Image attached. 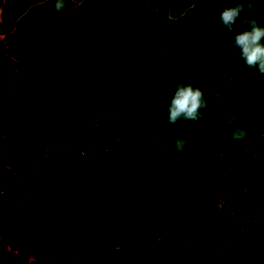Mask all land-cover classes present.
<instances>
[{
	"label": "trees",
	"instance_id": "16d2710c",
	"mask_svg": "<svg viewBox=\"0 0 264 264\" xmlns=\"http://www.w3.org/2000/svg\"><path fill=\"white\" fill-rule=\"evenodd\" d=\"M233 6L0 0V264H264V73ZM175 80L198 120L168 122Z\"/></svg>",
	"mask_w": 264,
	"mask_h": 264
},
{
	"label": "clouds",
	"instance_id": "9594fccd",
	"mask_svg": "<svg viewBox=\"0 0 264 264\" xmlns=\"http://www.w3.org/2000/svg\"><path fill=\"white\" fill-rule=\"evenodd\" d=\"M69 0H49L54 4L58 12H62ZM210 3H227L229 0H209ZM233 7L225 8L220 15L222 35L224 39L234 32L241 25L247 26V30L238 32L233 41V48L238 49V56L249 68H258L264 73V26H261L255 18H250L248 13L254 10L257 0H230ZM174 89V91H173ZM165 98H168V122L175 124L177 121L198 120L202 110L208 104L204 92L191 83L175 80L165 86ZM235 116L227 121L230 125ZM248 132L244 128L233 130L232 139L243 140ZM187 140L178 138L175 141V148L183 153ZM161 151H168L165 142L161 141Z\"/></svg>",
	"mask_w": 264,
	"mask_h": 264
},
{
	"label": "rangeland",
	"instance_id": "374dc122",
	"mask_svg": "<svg viewBox=\"0 0 264 264\" xmlns=\"http://www.w3.org/2000/svg\"><path fill=\"white\" fill-rule=\"evenodd\" d=\"M251 15H252V18H255L257 21H261L264 18V10L255 9L252 11ZM156 82L157 81L152 80L151 77H149V78H146L145 81H142L141 86H145L149 90H152ZM135 100H136V92H133L131 94V99L129 100L128 104H134ZM125 109L123 111H120L114 114L113 118L120 117L123 121L129 119L130 114L127 111H125ZM118 141L119 140L117 141L114 140L112 144L115 145Z\"/></svg>",
	"mask_w": 264,
	"mask_h": 264
}]
</instances>
